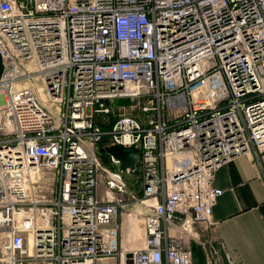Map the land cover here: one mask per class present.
Listing matches in <instances>:
<instances>
[{"label":"built area","instance_id":"2783aa9c","mask_svg":"<svg viewBox=\"0 0 264 264\" xmlns=\"http://www.w3.org/2000/svg\"><path fill=\"white\" fill-rule=\"evenodd\" d=\"M0 56V264H193L216 170L264 153V0H0Z\"/></svg>","mask_w":264,"mask_h":264},{"label":"crops","instance_id":"0c3cea01","mask_svg":"<svg viewBox=\"0 0 264 264\" xmlns=\"http://www.w3.org/2000/svg\"><path fill=\"white\" fill-rule=\"evenodd\" d=\"M3 73L0 56V78ZM213 187L224 193L211 223L197 224L191 234L182 235L193 264H208L210 256L213 264H264V153L252 149L221 164Z\"/></svg>","mask_w":264,"mask_h":264},{"label":"rangeland","instance_id":"374dc122","mask_svg":"<svg viewBox=\"0 0 264 264\" xmlns=\"http://www.w3.org/2000/svg\"><path fill=\"white\" fill-rule=\"evenodd\" d=\"M133 103L134 102L131 100H117V101H115V103H114L115 113H113L110 116H104L103 115V116H101V120L107 121V123H110L113 120H116L118 115L131 113L132 111L129 107ZM124 107H127V108L123 109ZM135 115L136 116L139 115V118L141 119V121L145 118V114H143L141 112L135 113ZM110 156L111 155H105L103 162L107 167H109L111 169H115L116 167L112 165ZM124 177H125V180L127 181V183L129 185H134L139 179V175L135 172H133V173L125 172ZM139 192H141V190ZM136 222H138V225L140 226V229L142 232V236L138 240L134 238V236H135L134 226H135ZM125 226H126V228H124L123 234H122L123 235L122 243H123L124 247L125 248L136 247V249L140 248L141 244L143 242V237H144L143 236L144 230H143V219H142V217L139 216L137 219L134 217H132V218L128 217L127 222L125 223ZM110 264H115V263L111 262Z\"/></svg>","mask_w":264,"mask_h":264},{"label":"water","instance_id":"95a60500","mask_svg":"<svg viewBox=\"0 0 264 264\" xmlns=\"http://www.w3.org/2000/svg\"><path fill=\"white\" fill-rule=\"evenodd\" d=\"M100 153L104 155H112L117 160L120 161L121 166L120 170L122 172H127L128 169L130 171H135L137 156L139 155V149L136 145L131 147H124L123 145H115L110 147L100 148ZM140 189V184L137 182L134 185V190L138 191Z\"/></svg>","mask_w":264,"mask_h":264},{"label":"bare ground","instance_id":"6f19581e","mask_svg":"<svg viewBox=\"0 0 264 264\" xmlns=\"http://www.w3.org/2000/svg\"><path fill=\"white\" fill-rule=\"evenodd\" d=\"M134 233H135V236L134 238L135 239H140V237L142 236V232H141V229H140V226L138 225V222L135 223V226H134ZM131 247V246H130ZM125 248V247H124ZM129 251H133V250H136V247H131V248H125Z\"/></svg>","mask_w":264,"mask_h":264},{"label":"trees","instance_id":"16d2710c","mask_svg":"<svg viewBox=\"0 0 264 264\" xmlns=\"http://www.w3.org/2000/svg\"><path fill=\"white\" fill-rule=\"evenodd\" d=\"M115 121L116 120H113L112 122H110L109 127L112 126L115 123ZM109 127L105 126L104 129H107ZM105 143H106V140L104 139L103 142L100 144V148H102ZM100 157H101L102 160H104L105 155L100 153Z\"/></svg>","mask_w":264,"mask_h":264}]
</instances>
